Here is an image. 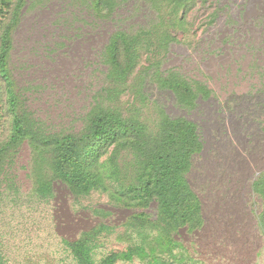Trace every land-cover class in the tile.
I'll use <instances>...</instances> for the list:
<instances>
[{
    "label": "rangeland",
    "instance_id": "374dc122",
    "mask_svg": "<svg viewBox=\"0 0 264 264\" xmlns=\"http://www.w3.org/2000/svg\"><path fill=\"white\" fill-rule=\"evenodd\" d=\"M15 1L6 5L0 23V34L3 24L12 25L0 71V148L10 140L15 118L30 133L0 153V264H79L69 243L80 238L92 264H264V0H98V6L92 0H23L20 10ZM146 29L152 42L167 33L174 40L158 47L154 42L151 53L139 49L132 70L120 77L107 49L112 34H134L145 46ZM160 77L186 80L193 103L179 102L172 89L160 86ZM96 109L136 119L145 141L164 116L201 123L206 143L217 129L220 142L209 154L197 143L184 173L208 205L197 238L164 241L163 230L151 222L156 202L132 209L137 214L127 218L107 211L124 207L109 204L107 191L99 188L73 196L54 179L50 195L39 193L37 180L52 177L53 168L34 141L84 133ZM227 129L231 142L256 143L251 154L246 150L242 172L228 160ZM133 158L121 144L111 145L100 161L119 165L121 176L133 179ZM223 169L237 170L244 188L230 185L222 192L227 183H218L216 170ZM233 180L239 181L236 175ZM104 182L118 188L113 179ZM220 195L239 198L221 213L210 211ZM91 211L114 219L66 226L68 214L84 218ZM130 249L139 254L130 255Z\"/></svg>",
    "mask_w": 264,
    "mask_h": 264
},
{
    "label": "trees",
    "instance_id": "16d2710c",
    "mask_svg": "<svg viewBox=\"0 0 264 264\" xmlns=\"http://www.w3.org/2000/svg\"><path fill=\"white\" fill-rule=\"evenodd\" d=\"M22 1H15L17 10H20ZM184 1L174 0L178 4ZM13 2L14 0H7L1 2V5L6 7ZM91 2L98 6V0ZM0 14L3 13L0 12ZM18 14L19 12L15 13V16ZM4 17H6V13L3 14L0 23L5 19ZM2 26L0 71L8 57L10 48L8 33L12 30V25H7V22ZM170 26L177 27L175 24ZM141 34L145 36L148 34L144 39L145 46L141 45L142 41L134 34L117 31L111 36L107 49L112 53L114 67L119 71L117 74L120 77L132 70L139 49L143 48L151 53L154 42L158 47L160 45L167 46L174 40V37L167 33L163 38H154V42H152V33L148 29L141 31ZM159 84L161 87L172 89L175 96L179 98V102L187 99L193 103L195 94L183 78L160 77ZM180 88L183 90L181 95L177 93ZM139 96L143 97L141 93ZM13 123L10 140L0 148L2 154H4L2 150L15 147L24 137L23 134L30 133V131L23 130L20 120L15 118ZM195 130V125L191 121L184 118L171 120L164 116L158 132L150 140L145 141L143 139L144 126L140 125L136 119L123 118L113 111L96 109L88 116L84 133L80 135L68 133L49 139L44 138L38 143L34 141V147L39 149L41 155H48L53 168V176L48 179H45L44 176L40 177L36 182V188L42 196L50 195L53 190L52 181L59 179L73 196L85 194L91 188L107 191L109 204L115 206L138 209L147 207L151 202H156V216L151 221L152 225L163 230L161 238L164 241L172 242L174 241L172 233L180 225L187 224L192 227L200 225L198 204L184 177L187 160L199 144ZM121 144L127 146L133 153V163L136 167V171H133V179H129V176L122 177L118 170L119 165H111L107 159L100 161L111 145L117 147ZM105 178L115 180L118 188L108 187L104 182ZM101 212L109 213L103 210ZM136 214H130L127 218ZM100 225H105V223H99L98 226ZM69 244L78 257L79 264H92L85 240L80 238ZM136 253L139 254L137 249H130V255ZM126 257L130 256L126 255Z\"/></svg>",
    "mask_w": 264,
    "mask_h": 264
},
{
    "label": "flooded vegetation",
    "instance_id": "af4514ba",
    "mask_svg": "<svg viewBox=\"0 0 264 264\" xmlns=\"http://www.w3.org/2000/svg\"><path fill=\"white\" fill-rule=\"evenodd\" d=\"M195 124H196V130L195 132L197 133L198 130L201 131L202 135L201 136H198V142L200 143L201 145V148H207L208 147V154L210 152H212V150H214L215 146L220 142L218 141L219 139H221L222 137L219 136L220 134H218L216 132L217 129L214 130V136H212L211 140L209 141V143H206V140L204 138V128H202V125L201 123L199 122H196L194 120H192ZM231 130L227 129L225 135L227 137H225V142L227 144H229V151H228V160L229 162H234L235 166L237 165L238 167V170L242 172V164H246L248 165V162H247V156L246 155H249L247 153L246 150H249V153L252 152V151H255V145L256 143H248L246 144V146L244 147L243 144L240 142L239 139H234L233 142L232 141V134H231ZM211 136V135H210ZM216 136V138H215ZM212 141V142H211ZM229 141V142H228ZM217 142V143H216ZM206 145V146H205ZM251 154V153H250ZM245 156H246V159H245ZM252 164H255V162L252 160ZM217 171V174H218V178L220 179V181L218 182L219 184L222 182V183H227V187L228 188H224L222 192H224L225 194L228 192V189H229V186L230 185H236L238 187V189L242 190L244 188V185H245V182L241 179H239V175H238V172L237 170L235 171H231V170H227V169H223V170H216ZM220 172V173H219ZM248 174V173H247ZM234 175L237 176V179L239 181H236L234 182L233 180V177ZM249 175V174H248ZM247 176V175H246ZM222 180V181H221ZM232 181V182H231ZM221 183V184H222ZM196 185L198 186V184L196 183ZM190 189L192 190V192L196 195V197L198 198V205H199V213H200V217L202 219H205L206 218V215H207V211L204 213L203 210H206V208L208 207V205H205L201 199H199V193L200 191L197 189V188H192L191 186H189ZM201 188V187H199ZM202 189V188H201ZM221 192V193H222ZM210 194V193H209ZM239 196H234L233 199L235 200H238ZM205 201L207 202L206 200V197L204 198ZM231 197L228 195H220V198H217L216 201H214L213 203H211L209 209L210 211L212 209H217L218 212H222V210H224L225 208L228 209V207L230 206V203L232 202ZM152 203V202H151ZM109 207L113 208V210L109 209ZM108 209L107 211H109L111 213V215H115V216H119L121 213L122 215H125L123 213V209H119V208H116V207H113V206H108ZM134 210V209H133ZM82 215H85L84 218L80 217L79 216V213H75L74 215L71 213V214H68L67 217L65 218V224L66 226H69L70 227H75V226H80L82 222L84 223H89V221H93V223H109L111 222L114 217H111L109 215H102V213H99V214H94L92 211L91 212H86V213H83ZM91 215L93 217H91ZM205 223V221L203 222V224ZM190 225H185L183 228H178L177 229V234H174L172 237L174 238V241H182L183 239L184 240H190V241H193V239L197 238L198 235L201 234L202 231H204L205 229V226H201L198 227L197 229L193 228L192 229V233H187L186 231L188 230ZM182 229H184V231H182ZM183 237V238H182Z\"/></svg>",
    "mask_w": 264,
    "mask_h": 264
},
{
    "label": "water",
    "instance_id": "95a60500",
    "mask_svg": "<svg viewBox=\"0 0 264 264\" xmlns=\"http://www.w3.org/2000/svg\"><path fill=\"white\" fill-rule=\"evenodd\" d=\"M109 209L113 210V208H111V207H109ZM133 212H134V211H133L132 209H129V208H125V209L123 210V213H124L125 215L132 214Z\"/></svg>",
    "mask_w": 264,
    "mask_h": 264
},
{
    "label": "clouds",
    "instance_id": "9594fccd",
    "mask_svg": "<svg viewBox=\"0 0 264 264\" xmlns=\"http://www.w3.org/2000/svg\"><path fill=\"white\" fill-rule=\"evenodd\" d=\"M2 6V5H1ZM5 11V6H3L2 8H1V10H0V12H2L3 14H5L6 12H4ZM3 14H2V16H1V20H2V18H3ZM114 207V206H113Z\"/></svg>",
    "mask_w": 264,
    "mask_h": 264
},
{
    "label": "built area",
    "instance_id": "2783aa9c",
    "mask_svg": "<svg viewBox=\"0 0 264 264\" xmlns=\"http://www.w3.org/2000/svg\"><path fill=\"white\" fill-rule=\"evenodd\" d=\"M1 8H2V6H1V3H0V10H1ZM1 16H2V15L0 14V18H1Z\"/></svg>",
    "mask_w": 264,
    "mask_h": 264
},
{
    "label": "crops",
    "instance_id": "0c3cea01",
    "mask_svg": "<svg viewBox=\"0 0 264 264\" xmlns=\"http://www.w3.org/2000/svg\"><path fill=\"white\" fill-rule=\"evenodd\" d=\"M0 1H1V2H6L7 0H0ZM1 2H0V3H1Z\"/></svg>",
    "mask_w": 264,
    "mask_h": 264
}]
</instances>
